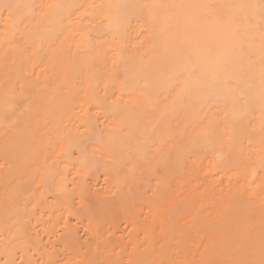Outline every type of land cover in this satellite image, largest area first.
Segmentation results:
<instances>
[{
    "label": "bare ground",
    "instance_id": "obj_1",
    "mask_svg": "<svg viewBox=\"0 0 264 264\" xmlns=\"http://www.w3.org/2000/svg\"><path fill=\"white\" fill-rule=\"evenodd\" d=\"M0 264H264V0H0Z\"/></svg>",
    "mask_w": 264,
    "mask_h": 264
},
{
    "label": "rangeland",
    "instance_id": "obj_2",
    "mask_svg": "<svg viewBox=\"0 0 264 264\" xmlns=\"http://www.w3.org/2000/svg\"><path fill=\"white\" fill-rule=\"evenodd\" d=\"M226 85V84H225ZM228 85V84H227ZM224 87H226V86H224ZM224 87H223V90L226 92V96H228L229 94H228V92H231V91H229V89L228 90H226V89H224ZM229 88H230V90H231V87L230 86H228ZM225 92H223V93H225ZM69 183H70V181H69ZM95 183V184H94ZM93 184H94V186H95V190H97L98 192H102V190L105 188V183L102 181V179H98L96 182H94ZM93 190H94V188H93ZM94 190V191H95ZM95 200H97V199H95ZM99 201V200H98ZM146 213H147V209H141V211H140V214L142 215V217H146ZM64 219H66L65 217H64ZM120 231H118L119 232V234L121 235H126L127 234V232H128V230H129V228H128V226H127V224L126 223H121L120 224ZM127 228H128V230H127ZM124 231V232H123ZM87 233H86V231L84 230V228L83 227H81L80 226V230H79V235L81 236V238H82V240H84L85 239V237L87 236L86 235ZM104 234H105V232H104ZM107 246V245H105V244H103L102 243V246ZM127 251H128V249L126 248V246H124V247H121V248H113L112 249V253L113 254H119V255H122V256H125L126 254H127ZM84 256H85V259L88 257V253L87 252H85L84 253ZM80 263V262H79Z\"/></svg>",
    "mask_w": 264,
    "mask_h": 264
}]
</instances>
